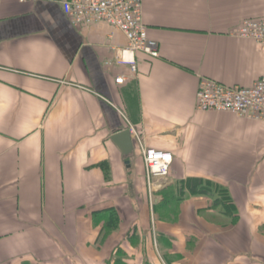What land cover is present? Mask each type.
Segmentation results:
<instances>
[{"label":"crops","instance_id":"obj_1","mask_svg":"<svg viewBox=\"0 0 264 264\" xmlns=\"http://www.w3.org/2000/svg\"><path fill=\"white\" fill-rule=\"evenodd\" d=\"M246 20L264 0H145L160 57L132 74L122 32L76 28L60 0H0V264H264V120L197 108L205 79L264 77L234 35ZM141 142L174 157L152 194Z\"/></svg>","mask_w":264,"mask_h":264},{"label":"built area","instance_id":"obj_2","mask_svg":"<svg viewBox=\"0 0 264 264\" xmlns=\"http://www.w3.org/2000/svg\"><path fill=\"white\" fill-rule=\"evenodd\" d=\"M144 1L60 0L65 15L76 28L104 23L125 35L128 45L117 52L116 63L129 66L132 74L138 72L137 54L142 53L152 59L160 57L159 44L149 38L148 28L143 21ZM234 35L254 41L264 52V20H246ZM124 81V77L116 80L118 84ZM197 108L201 112L229 113L247 120L263 121L264 77L252 88L227 87L205 79L198 91ZM132 131L138 135L135 129ZM142 143L141 153L152 194L155 190L154 180L168 179L174 157L169 152L147 148Z\"/></svg>","mask_w":264,"mask_h":264},{"label":"trees","instance_id":"obj_3","mask_svg":"<svg viewBox=\"0 0 264 264\" xmlns=\"http://www.w3.org/2000/svg\"><path fill=\"white\" fill-rule=\"evenodd\" d=\"M195 186V189H198V193L200 194H204V193H208V192H212V190L214 189V186L210 183H199L196 184V182L193 184V188ZM218 188V187H217ZM219 190V191H218ZM216 192H218V197H219V205L223 206L224 209V213L226 215H234L236 214L234 217H236L238 215V211H233L231 207V203L233 202L230 194L228 193L227 189L220 187L219 189L216 190ZM168 201V200H167ZM107 233L110 234L111 232H115L119 229V222L120 219L118 217V214L115 213V211H110L109 214H107Z\"/></svg>","mask_w":264,"mask_h":264},{"label":"water","instance_id":"obj_4","mask_svg":"<svg viewBox=\"0 0 264 264\" xmlns=\"http://www.w3.org/2000/svg\"><path fill=\"white\" fill-rule=\"evenodd\" d=\"M124 135H126V134H124Z\"/></svg>","mask_w":264,"mask_h":264}]
</instances>
